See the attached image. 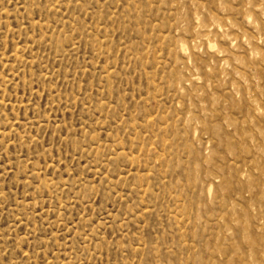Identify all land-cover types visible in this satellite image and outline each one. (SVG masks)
<instances>
[{"label":"rangeland","instance_id":"rangeland-1","mask_svg":"<svg viewBox=\"0 0 264 264\" xmlns=\"http://www.w3.org/2000/svg\"><path fill=\"white\" fill-rule=\"evenodd\" d=\"M0 264H264V0H0Z\"/></svg>","mask_w":264,"mask_h":264}]
</instances>
